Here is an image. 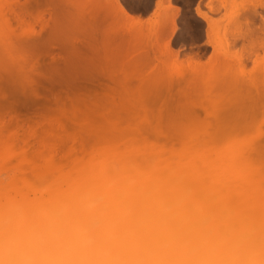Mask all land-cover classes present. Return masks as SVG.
I'll use <instances>...</instances> for the list:
<instances>
[{
  "label": "rangeland",
  "instance_id": "obj_1",
  "mask_svg": "<svg viewBox=\"0 0 264 264\" xmlns=\"http://www.w3.org/2000/svg\"><path fill=\"white\" fill-rule=\"evenodd\" d=\"M116 1L134 21L119 15ZM157 2L0 0V164L9 162L6 146L15 153V161L0 165L5 190L0 192L18 199L22 189L26 193L33 181L40 183L35 174L54 146L59 157L71 152L73 140L89 143L90 150L84 149L92 151L88 134L99 125L115 135L214 130L264 135V0ZM196 10L211 23L209 39ZM21 38L37 42L21 47ZM197 61L200 67L194 68ZM35 133H43L45 146ZM24 142L30 144L25 150ZM18 153H24V162Z\"/></svg>",
  "mask_w": 264,
  "mask_h": 264
},
{
  "label": "bare ground",
  "instance_id": "obj_2",
  "mask_svg": "<svg viewBox=\"0 0 264 264\" xmlns=\"http://www.w3.org/2000/svg\"><path fill=\"white\" fill-rule=\"evenodd\" d=\"M115 4L125 20H135ZM196 12L207 25L209 39L211 23ZM170 24L172 35L175 28ZM36 42L21 38L18 44ZM198 63L193 67H200ZM102 127L88 134L94 141L89 153L83 139L80 146L73 140L71 152L62 151V157L54 146L48 162L35 174L42 183L31 184H41L40 188H29L24 179L28 194L20 189L24 195L15 199L0 192V264H264L262 132L115 135ZM41 137L38 144L45 146ZM26 143L23 150L30 145ZM6 147L4 155L11 164L15 153ZM28 151L25 154L32 155ZM23 169L20 174L26 175Z\"/></svg>",
  "mask_w": 264,
  "mask_h": 264
},
{
  "label": "snow or ice",
  "instance_id": "obj_3",
  "mask_svg": "<svg viewBox=\"0 0 264 264\" xmlns=\"http://www.w3.org/2000/svg\"><path fill=\"white\" fill-rule=\"evenodd\" d=\"M120 2H121V3H123V2H124V0H120Z\"/></svg>",
  "mask_w": 264,
  "mask_h": 264
}]
</instances>
